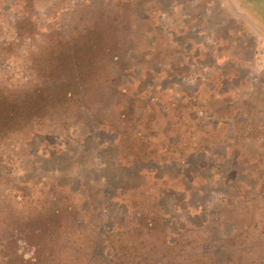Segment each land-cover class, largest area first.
<instances>
[{"label": "rangeland", "instance_id": "obj_1", "mask_svg": "<svg viewBox=\"0 0 264 264\" xmlns=\"http://www.w3.org/2000/svg\"><path fill=\"white\" fill-rule=\"evenodd\" d=\"M123 1L0 0V91L30 88L40 77V64L58 42L96 20L99 11L112 12ZM126 3L129 7L124 13H130L131 19L118 31L119 60L95 66V80L84 95L79 93L69 103L48 109L31 125L0 141V204L21 206L20 200L28 203L39 195V185L31 182L26 190L11 194L15 184L26 181L58 178L72 181L74 187L79 178L92 182L104 207L95 208V228L85 227V232L91 237L95 232V248L102 249L104 256L89 261L113 264L112 235L107 240L105 232L117 228L128 212L129 190L124 189L147 178L134 167L136 175L126 179L132 168L119 161V156L127 155L131 147L144 146L139 131L158 135L164 117L156 112V122L149 127L142 119L135 125L127 121L129 136H122V141L115 138L113 120L135 92L140 93L136 104L153 95L167 106L170 96L200 91L209 108L218 101L227 105L225 123L215 126L214 133L209 128L212 136L220 135L214 143L220 139L224 165L217 169L215 164L221 161L209 163L210 152L192 156L195 170L183 162L164 166L174 178L160 186L173 190L160 194L170 229L182 228L186 217L204 225L193 229L186 224L188 230L175 236L171 250V255L178 251L181 255L164 257L162 264H213L207 256L206 249H213L210 244L205 246L207 235L212 226L222 232L232 224L236 225L231 235L237 246H232L224 264H264V0ZM203 162L209 163L207 167ZM231 165L238 173L232 175ZM3 211L0 218L6 215ZM127 226L132 230L134 225L125 219L120 228ZM76 241L88 246L87 236ZM72 252L65 249L63 264L82 262Z\"/></svg>", "mask_w": 264, "mask_h": 264}, {"label": "trees", "instance_id": "obj_2", "mask_svg": "<svg viewBox=\"0 0 264 264\" xmlns=\"http://www.w3.org/2000/svg\"><path fill=\"white\" fill-rule=\"evenodd\" d=\"M127 7L129 5L124 0L112 12L99 11L96 20L94 18L86 22L76 34L58 42L52 54L44 59L43 65L40 64L37 71L40 77L30 88L10 93L0 91V141L14 131L31 125L43 113L69 103V99L73 100L75 95H84L88 92L90 82L95 80V66L102 65L103 61L119 60L122 45L118 31L131 19L130 13H124ZM139 94L135 92L128 98L126 108L123 106L118 117L113 120L111 126L117 129L115 138L122 141V136H129L127 121L135 125L138 119H142L149 127L152 122H156V112L164 117V121L156 136L147 129L139 131L138 138L144 146L131 147L127 155L119 156V161L132 168L126 179L137 173L134 167L143 170L147 178L137 186L124 189L123 192L129 190L125 199L128 212L116 224L117 228L112 227L105 232L107 240L112 235L109 243L113 246L110 258L113 264H162L164 257L181 255L180 251L171 255V250L177 240L175 236H183L181 231L188 230L186 224L193 229L204 225L196 224L186 217L182 228L175 231L170 229L160 194L173 190L171 187L160 189V186L174 178L164 166L183 162L195 170L192 156L197 153L206 156L210 152L209 163L214 165L221 161L222 164H215L217 169L224 165L225 155L218 147L220 139L214 143V139L217 140L220 135H211L215 126L225 123L223 111L227 105L224 102L218 101L217 106L209 108L202 101V93L199 91L195 95L170 96L167 106H163L161 100L153 95H147L143 104H136L135 98ZM144 135L147 138H142ZM229 169L232 175L238 173L233 165ZM30 182L38 184L40 192L33 196L32 201L26 203L28 200H20L21 206L9 202L0 204V209L5 210L3 212L6 214V218H0V264H63L62 254L65 249L73 251L72 255L82 260L79 264H90L89 259L104 256L102 249L95 248V232L93 237L85 232V227L95 228L92 223L95 208L104 207L102 196L97 194L94 184L80 178L75 187L72 181L65 182L58 178L31 180L23 185L15 184L11 194L17 190H26ZM102 192L101 189L100 195ZM125 219L134 225L132 230L131 226L120 228ZM235 227L232 224L229 231L224 229L221 232L212 226L205 246H213V249H206L213 264H224L229 259L232 246H237L231 235ZM81 235L88 238V246L85 248L76 241ZM238 239L240 242L241 238Z\"/></svg>", "mask_w": 264, "mask_h": 264}]
</instances>
